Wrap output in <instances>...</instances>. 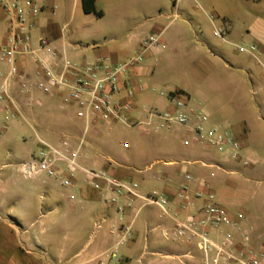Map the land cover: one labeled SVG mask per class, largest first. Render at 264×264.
I'll use <instances>...</instances> for the list:
<instances>
[{"label":"crops","instance_id":"1","mask_svg":"<svg viewBox=\"0 0 264 264\" xmlns=\"http://www.w3.org/2000/svg\"><path fill=\"white\" fill-rule=\"evenodd\" d=\"M246 1L264 6V0ZM98 2L99 0H95L96 5ZM182 3L183 0H177L173 3L175 13L158 14L159 12L156 13L159 8L158 0H110L114 21L113 30L115 31L124 29L126 19L130 15L129 11L137 9L144 15L141 22L132 26L126 35L125 44L120 47H111L108 43V45L98 48L95 38L97 32H84L76 26V21L80 19L81 15L93 16L85 15L82 12L81 0L72 1L68 14L63 19L59 16V8L57 9L55 6V0H45L41 12L33 24L34 49L37 48L36 44L39 39H47L56 54L71 63H89L101 57H108L116 63L132 58L138 51L139 44L143 39L150 36L154 37L157 44L143 53V62L134 68L127 78L134 91L136 109L131 120L136 117L143 119L144 109L170 110L171 107L167 99L159 96V93L164 92L169 95L180 92L188 98V104L192 96L198 104L204 105V108L209 110L204 112L208 116L207 129L218 128L223 132L232 134L235 138L237 135H243L242 138H246L249 135L246 115L239 112L236 117L233 116L231 112L226 111L225 104L236 110L243 108L245 93L248 92L246 79L251 80L249 75L251 68L256 64L257 66L261 64L258 56L264 55V21H252L247 27L246 35H241L239 39L235 26L225 25L221 38L212 35L216 38L217 43L210 47L201 41L204 37L200 28H197L196 32L193 26L186 27L185 22H178L177 11H180L179 8ZM153 9L154 14L147 13ZM188 16L190 15L188 14ZM215 18H218L217 11L212 10L210 21L214 28L213 32L220 28L218 24H215ZM219 25L221 24L219 23ZM44 31L47 32L46 36L48 37L44 35ZM6 38L5 18L0 9V52L6 43ZM196 38H199V41L194 42L193 39ZM80 42L85 43V45L82 46ZM87 42H91V44H86ZM252 43L259 45L258 56L248 52L242 56L228 51L231 46L242 47L245 44L246 47L243 46V48H249L252 46L249 44ZM119 59L122 61H118ZM162 63H167L166 73ZM22 66L28 79H32V73L36 68L33 60L26 59ZM155 73L156 78L154 77ZM163 75L165 76L163 77ZM155 84H160L162 87L156 96L149 92ZM249 92L253 91L249 90ZM252 94L255 95V92ZM12 95L19 106L18 116L15 119H23L29 122L30 116H33L32 105L36 104L39 107L42 105L39 93L33 91L30 98L31 104H27L26 98L20 96L16 90H13ZM47 101L49 104L57 102L59 104L60 98L58 96L48 97ZM2 115L7 116L6 112L0 109V116ZM178 134L179 136L172 134V140L182 139L183 132L180 130ZM184 147L187 149L180 152H170L168 161L153 160L145 165V170L136 171L124 166H117L118 168L108 170L98 160H92L90 155L81 154L79 164L82 168L105 171L122 182L135 184L137 186L136 192L140 198L134 201L132 208L126 210L125 215L120 219L113 207L103 203L100 193L89 188L79 190L80 204L85 202L91 207H99L105 213L106 217L98 220L99 229L108 218L111 223H115V226L110 232L108 228L87 258L83 256V249L75 251L70 257V264H131L133 260L138 264H143V260H147L146 264H201V255L194 243H182L174 239L175 222L183 221L196 207L203 203L205 195L210 191L211 185L208 183L207 175L212 173L211 169L226 171L220 164L222 161L217 156L219 154L214 150L195 144ZM247 152L241 145V161L239 162H242L243 158L248 159L246 157ZM108 161L110 160L108 159ZM199 162H203L207 166L203 167ZM156 165H160L157 170L155 169ZM9 166L4 164L2 168ZM207 169L210 170L208 173L206 172ZM185 175L191 176L192 181L185 180ZM135 179H139L140 182L136 183ZM6 181L8 189L9 187L12 189L14 180L11 176H7ZM203 183L207 184V190L203 187ZM145 186L156 187L159 191L147 193L144 190ZM184 186L187 187V194L185 198L180 199V189ZM152 193L162 195L168 200L164 211L156 205L149 204L147 197ZM56 201L57 199H55L57 206ZM184 201L191 204L182 209L181 204ZM16 204L17 206L14 204L10 209L14 217L18 215L19 210L32 206L31 198L28 196ZM42 204L43 206L48 205L49 210L47 213L45 211V214L60 212L59 207H53L54 204L51 200L50 202L44 201ZM244 216L246 220L255 223L253 225L255 230H261L264 227L263 217ZM122 227H129L131 230V236L124 244L119 243L123 234ZM74 230L75 226L72 225V234H74ZM223 230L225 229L213 231L211 238L219 240L218 233ZM42 231L46 234V229ZM155 231L159 232L158 237L154 242L155 247L150 249L148 235ZM137 243L142 244L138 256H136L138 253ZM9 264L19 263L12 259Z\"/></svg>","mask_w":264,"mask_h":264},{"label":"rangeland","instance_id":"2","mask_svg":"<svg viewBox=\"0 0 264 264\" xmlns=\"http://www.w3.org/2000/svg\"><path fill=\"white\" fill-rule=\"evenodd\" d=\"M72 1L55 0V6L59 8L58 13L62 19L68 14ZM176 1L158 0L159 8L156 13L171 14L175 11L173 3ZM95 7L102 13V17L97 19L93 16L81 15L76 21V26L84 32L96 31L98 48L108 43L111 47H120L125 44L126 35L132 26L141 22L144 15L137 9L129 11L130 15L126 19L124 29L115 31L110 0H99L97 5L95 3ZM179 9L178 22H185L186 27L193 26L196 32L197 28H200L204 37L201 41L210 47L217 43L216 38L213 37L214 28L210 21L212 10L217 11L218 18L214 21L220 27L219 31L222 35L225 25H234L238 39L241 35H246L247 27L252 21H264L263 4L257 5L246 0H183ZM147 13L154 14V9ZM46 34L47 32L44 31L45 36ZM198 39L193 41H199ZM80 43L82 46L85 45ZM86 44L90 45L91 42ZM249 45L255 47L252 54L255 53L258 56L259 45L256 43ZM243 46L246 47L245 44L242 47L231 46L228 51L244 56L245 52L239 51V48ZM258 59L261 64L252 67L249 72L251 80L246 79L248 92L245 93L243 108L236 110L225 104L226 111L231 112L233 116L236 117L240 112L247 117L249 135L246 138H242L243 135H237L236 139L242 148L248 151L246 156L248 159L243 158L242 162L230 161L216 154L222 161L218 163L226 172L216 171L214 168L211 169L212 173H208L209 169L206 172L215 201L234 216L242 215L237 219V229L231 231L235 244L240 246L242 237L246 233L249 238L248 245L254 249V254L260 258L261 264H264V227L261 230H255L253 227L255 223L246 220L244 216L264 218V75L262 70L264 55H259ZM162 65L166 73L167 63ZM156 76L155 73L154 77ZM161 89L160 84H155L149 92L156 96ZM249 90L255 92V95ZM39 97L42 105L40 107L36 104L32 105L33 116H30L29 122L23 119L4 121L6 116H0V129L6 126V130L0 134V264H9L12 259L19 264H70V257L75 251L83 249V256L87 258L108 228L110 232L115 226V223H111L108 218L99 229L98 220L105 218V213L99 207H91L85 202L79 203L81 199L79 190L85 188L80 173L77 174V184L72 188H63L44 174L28 177L23 173V165L38 153L37 138L56 145L65 136L74 148L81 141L80 155H90L92 160H98L108 170L118 168L117 166L130 167L132 171L145 170V165L151 161L158 159L168 161L170 152L187 149L181 139L172 140L170 132L146 133L141 128L104 123L90 124L84 131L85 125L75 117L73 107L62 109L58 102L49 104L47 96L39 93ZM29 103H32L31 99ZM189 104L197 111H209L204 108V105L198 104L192 96ZM6 115L9 114L6 113ZM124 144H127L128 148H124ZM243 162H247L248 165L244 166ZM4 164L10 166L2 168ZM159 168L160 165L155 166L156 170ZM7 176H11L14 180L12 189L7 187ZM135 182L139 183L140 180L135 179ZM144 190L147 193L159 191L152 186H145ZM71 195L75 197L74 201L69 200ZM28 196L31 198L32 206L25 207L24 210H19L18 215L12 216L10 209L13 205L17 206L16 203L19 200ZM55 199H57V206ZM50 200L54 204L53 207H59V213L45 214V211L47 213L49 210L48 205L43 206L42 203L50 202ZM72 225L75 226L74 234L71 233ZM43 229H46V234L42 231ZM158 233V231L149 233L150 249L155 247L154 242L157 240ZM225 233L229 231L219 232V238ZM136 246L138 247L136 256H138L142 244L137 243ZM191 248L195 250L193 246ZM146 263L147 260H143V264ZM131 264L138 263L133 260Z\"/></svg>","mask_w":264,"mask_h":264},{"label":"built area","instance_id":"3","mask_svg":"<svg viewBox=\"0 0 264 264\" xmlns=\"http://www.w3.org/2000/svg\"><path fill=\"white\" fill-rule=\"evenodd\" d=\"M45 0H0V9L5 18L7 38L0 52V109L7 115L4 121L13 120L18 116V103L12 95L16 90L25 97L28 104L37 91L47 97L58 96L60 107H73L75 117L85 125L104 123L107 125H123L131 128H141L146 133L170 132L179 136L184 146L195 144L217 152L224 159L241 161V145L236 138L218 128L207 129L208 116L189 106L188 98L180 94L166 95L170 110L144 109L143 119L131 120L135 113L134 91L127 78L131 71L143 62V53L157 44L154 37H147L139 44L136 54L124 62H112L108 57L97 58L94 62L75 64L59 57L51 48L47 39H39L34 49L32 31L34 21L39 16ZM215 37H222L219 30ZM240 52L252 54L254 46L239 48ZM32 59L36 68L32 79H28L22 64L26 59ZM264 75V66H262ZM6 126L0 129V134ZM38 153L22 170L26 176L44 174L58 182L63 188H72L77 184V174H81L85 188L102 195L105 205L113 207L120 219L125 211L131 209L139 195L137 186L122 182L105 171L84 169L80 166V148L82 142L74 148L63 136L56 145L37 138ZM128 148L127 144L123 145ZM203 167L207 165L199 162ZM247 166V162H243ZM185 180L192 181L185 175ZM203 187L208 189L207 184ZM187 187L180 189L179 198L186 197ZM149 204L165 210L168 200L157 193L147 197ZM74 201L73 195L69 196ZM191 203L184 201L181 208L185 209ZM227 209L219 205L212 192L208 191L203 203L196 207L183 221H176L173 232L175 240L184 243H194L201 255V264H261L260 258L254 254V249L248 245L246 233L241 245L235 244L231 231L237 229V219ZM124 244L131 236L129 227H122ZM228 230L219 240L211 238L213 231Z\"/></svg>","mask_w":264,"mask_h":264},{"label":"trees","instance_id":"4","mask_svg":"<svg viewBox=\"0 0 264 264\" xmlns=\"http://www.w3.org/2000/svg\"><path fill=\"white\" fill-rule=\"evenodd\" d=\"M81 9L85 15H93L97 19L102 17V13L96 10L95 0H81ZM175 94L183 95L180 92Z\"/></svg>","mask_w":264,"mask_h":264}]
</instances>
